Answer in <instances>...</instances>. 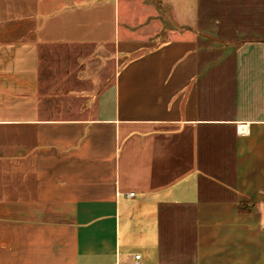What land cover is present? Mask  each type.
<instances>
[{
  "label": "crops",
  "instance_id": "crops-1",
  "mask_svg": "<svg viewBox=\"0 0 264 264\" xmlns=\"http://www.w3.org/2000/svg\"><path fill=\"white\" fill-rule=\"evenodd\" d=\"M0 264H264V0H0Z\"/></svg>",
  "mask_w": 264,
  "mask_h": 264
},
{
  "label": "rangeland",
  "instance_id": "rangeland-1",
  "mask_svg": "<svg viewBox=\"0 0 264 264\" xmlns=\"http://www.w3.org/2000/svg\"><path fill=\"white\" fill-rule=\"evenodd\" d=\"M44 51L41 70L43 86L45 82L47 84L52 83L60 77L55 74L58 73L59 69L65 72L67 68H76L79 70L78 72L86 71L87 77L85 79L87 80L85 81L88 84L95 83L98 84L99 88H103L112 81L118 68L116 53L110 44L104 46L75 45L72 47L63 45L48 47ZM62 78L63 85L73 87L79 85L77 81L67 83V75H63ZM85 81H82V84H85Z\"/></svg>",
  "mask_w": 264,
  "mask_h": 264
},
{
  "label": "built area",
  "instance_id": "built-area-1",
  "mask_svg": "<svg viewBox=\"0 0 264 264\" xmlns=\"http://www.w3.org/2000/svg\"><path fill=\"white\" fill-rule=\"evenodd\" d=\"M134 193L131 192L130 195H133ZM140 257V254H136V258H139Z\"/></svg>",
  "mask_w": 264,
  "mask_h": 264
}]
</instances>
